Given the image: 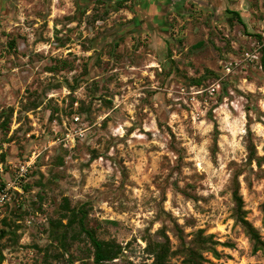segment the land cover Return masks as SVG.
<instances>
[{
    "label": "rangeland",
    "instance_id": "obj_1",
    "mask_svg": "<svg viewBox=\"0 0 264 264\" xmlns=\"http://www.w3.org/2000/svg\"><path fill=\"white\" fill-rule=\"evenodd\" d=\"M150 7L135 19L131 0H0V184L40 154L0 211L15 231L0 264H94L84 238L54 241L64 197L125 247L103 264H152L147 240L177 250L180 229L220 242L206 264H264L232 198L239 173L264 237V162L247 161L250 142L264 156V0Z\"/></svg>",
    "mask_w": 264,
    "mask_h": 264
},
{
    "label": "trees",
    "instance_id": "obj_2",
    "mask_svg": "<svg viewBox=\"0 0 264 264\" xmlns=\"http://www.w3.org/2000/svg\"><path fill=\"white\" fill-rule=\"evenodd\" d=\"M241 20L239 12L232 11ZM259 40L262 37L258 35ZM260 64L264 69V44L261 46ZM10 118H5L2 122L3 127L9 128ZM249 164L256 162L261 168L264 162V156H260L253 142L248 144ZM8 172V170H6ZM33 172V169L31 170ZM30 172V173H31ZM235 173L233 177L232 198L234 201L233 217L237 224L241 225L246 236L252 243L254 252H261L264 255V237L260 230L249 220L247 210L245 209V201L241 193L239 176ZM264 177V176H262ZM5 183L0 184L2 189ZM21 186V185H20ZM24 189H28L27 185H23ZM264 211V204H263ZM59 219L51 222V232L53 233L54 241L60 245L63 250H71V245L75 240L84 238L90 244V250L93 254L94 264H103L108 261L119 258L125 247L114 239H102L98 236V231L95 226L90 223L89 212L86 204L71 205L70 199L64 197L58 209ZM66 219L67 222H63ZM4 228L0 230V240L8 234H15L6 218L2 219ZM179 245L177 250H173L170 238L167 234L163 235L162 240L152 241L147 240L146 249L153 256L152 264H206L207 259L205 253L210 252L216 258L220 256L217 250L218 240L214 239L213 234L204 235L203 229L198 230L194 238L188 240L184 231L180 229L178 234ZM181 254L183 259L181 263H171L170 258L174 254ZM3 260V256H0Z\"/></svg>",
    "mask_w": 264,
    "mask_h": 264
},
{
    "label": "built area",
    "instance_id": "obj_3",
    "mask_svg": "<svg viewBox=\"0 0 264 264\" xmlns=\"http://www.w3.org/2000/svg\"><path fill=\"white\" fill-rule=\"evenodd\" d=\"M228 70H230V68L228 67ZM216 87H219L218 84H214L211 88V92H214ZM73 119L75 122H79L80 121V116L78 114H75L73 116ZM75 134L76 135H80L82 134V129L80 128L79 130H75ZM75 141V138L73 139ZM40 154H34V156L32 158H30L29 160H25L23 162L17 163L15 164L13 167L14 173L12 174V176L10 177V181H8L5 186L0 189V211L2 210V208L7 205L12 198V189H17L19 191H21V182L25 181L26 178L28 177L29 173L31 172V170L33 169L35 163H36V159ZM0 171L4 172V166L2 163H0Z\"/></svg>",
    "mask_w": 264,
    "mask_h": 264
},
{
    "label": "flooded vegetation",
    "instance_id": "obj_4",
    "mask_svg": "<svg viewBox=\"0 0 264 264\" xmlns=\"http://www.w3.org/2000/svg\"><path fill=\"white\" fill-rule=\"evenodd\" d=\"M113 1L118 3L122 2V0H113ZM151 1L153 0H147V2L145 0H131L133 8L137 9V12L134 14L133 17H135V19H139L141 15L146 13L147 10L151 9L150 7ZM151 6H153V4Z\"/></svg>",
    "mask_w": 264,
    "mask_h": 264
}]
</instances>
